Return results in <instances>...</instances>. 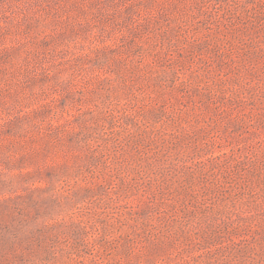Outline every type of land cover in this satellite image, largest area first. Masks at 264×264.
I'll list each match as a JSON object with an SVG mask.
<instances>
[{"label":"rangeland","instance_id":"rangeland-1","mask_svg":"<svg viewBox=\"0 0 264 264\" xmlns=\"http://www.w3.org/2000/svg\"><path fill=\"white\" fill-rule=\"evenodd\" d=\"M0 264H264V0H0Z\"/></svg>","mask_w":264,"mask_h":264}]
</instances>
